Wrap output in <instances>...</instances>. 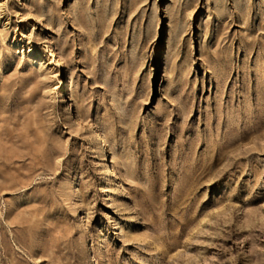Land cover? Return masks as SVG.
Here are the masks:
<instances>
[{
  "label": "rangeland",
  "instance_id": "rangeland-1",
  "mask_svg": "<svg viewBox=\"0 0 264 264\" xmlns=\"http://www.w3.org/2000/svg\"><path fill=\"white\" fill-rule=\"evenodd\" d=\"M0 264H264V0H0Z\"/></svg>",
  "mask_w": 264,
  "mask_h": 264
},
{
  "label": "bare ground",
  "instance_id": "bare-ground-1",
  "mask_svg": "<svg viewBox=\"0 0 264 264\" xmlns=\"http://www.w3.org/2000/svg\"><path fill=\"white\" fill-rule=\"evenodd\" d=\"M56 59L57 58H55V61H56ZM54 65L56 64V63H53ZM56 88H57V98H59V96H60V90L62 89V86L60 85V84H58V85H56ZM56 101H58V99L56 100ZM97 147H99V148H103L104 147V143L103 142H101ZM115 176H114V174H112L111 173V175L109 176V178H114ZM102 188H104V187H102ZM121 188H119L118 190L121 192V190H120ZM117 196H119V194L117 195ZM82 221V218H80V222Z\"/></svg>",
  "mask_w": 264,
  "mask_h": 264
}]
</instances>
